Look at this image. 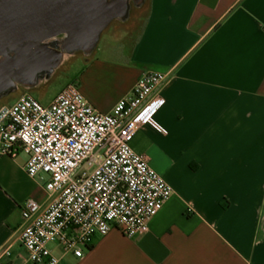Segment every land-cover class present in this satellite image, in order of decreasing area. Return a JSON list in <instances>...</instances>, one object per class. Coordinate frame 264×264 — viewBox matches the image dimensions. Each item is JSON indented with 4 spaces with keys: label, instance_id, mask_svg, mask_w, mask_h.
I'll list each match as a JSON object with an SVG mask.
<instances>
[{
    "label": "crops",
    "instance_id": "1",
    "mask_svg": "<svg viewBox=\"0 0 264 264\" xmlns=\"http://www.w3.org/2000/svg\"><path fill=\"white\" fill-rule=\"evenodd\" d=\"M147 2L140 24L104 31L73 84L108 114L143 74L168 73L132 147L174 194L148 233L115 228L60 264H264V0ZM27 161L0 155V249L12 252L1 264H32L23 205L53 200Z\"/></svg>",
    "mask_w": 264,
    "mask_h": 264
},
{
    "label": "built area",
    "instance_id": "2",
    "mask_svg": "<svg viewBox=\"0 0 264 264\" xmlns=\"http://www.w3.org/2000/svg\"><path fill=\"white\" fill-rule=\"evenodd\" d=\"M168 80L167 72L143 74L108 114L75 84L47 106L25 93L0 107V155L25 153L28 175H45L53 198L45 208L35 200L23 205L21 242L29 262L60 264L50 246L82 258L115 228L129 238L149 232L174 190L132 143L161 107L158 93ZM11 256L9 247L1 248L0 264Z\"/></svg>",
    "mask_w": 264,
    "mask_h": 264
},
{
    "label": "water",
    "instance_id": "3",
    "mask_svg": "<svg viewBox=\"0 0 264 264\" xmlns=\"http://www.w3.org/2000/svg\"><path fill=\"white\" fill-rule=\"evenodd\" d=\"M147 0H0V100L31 90L67 55H91L104 31Z\"/></svg>",
    "mask_w": 264,
    "mask_h": 264
},
{
    "label": "rangeland",
    "instance_id": "4",
    "mask_svg": "<svg viewBox=\"0 0 264 264\" xmlns=\"http://www.w3.org/2000/svg\"><path fill=\"white\" fill-rule=\"evenodd\" d=\"M148 2L141 8H136L132 5L128 24H140L147 15ZM117 23V22H115ZM107 35V34H106ZM106 37V36H105ZM83 53H75L72 55H67L65 57L64 63L59 67V69L51 76L49 80H44L36 88L27 90L24 88H19L16 92L11 95L4 97L0 100V106L2 105H12L14 104L21 95L25 93H30L36 99H38L43 105H49L55 97L62 91L64 87L68 84H73V81L80 74L84 64L85 58ZM45 181L47 180L44 178ZM54 253L61 257L65 253L55 246H50ZM67 257L73 256L72 253H67ZM69 259V258H68Z\"/></svg>",
    "mask_w": 264,
    "mask_h": 264
}]
</instances>
